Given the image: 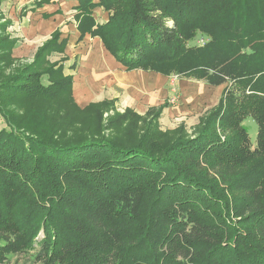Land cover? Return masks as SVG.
<instances>
[{
    "label": "trees",
    "instance_id": "16d2710c",
    "mask_svg": "<svg viewBox=\"0 0 264 264\" xmlns=\"http://www.w3.org/2000/svg\"><path fill=\"white\" fill-rule=\"evenodd\" d=\"M98 5L109 21L94 26L96 4L80 0L83 22L127 71L226 88L194 137L163 134L164 106L140 116L108 101L75 105L72 78L47 61L58 35L13 69L15 41L0 23V264L12 255L37 264H264V0ZM20 96L34 103L25 114L6 108ZM63 102L74 115L49 114ZM248 119L258 125L254 148ZM73 123L88 134L65 135Z\"/></svg>",
    "mask_w": 264,
    "mask_h": 264
},
{
    "label": "crops",
    "instance_id": "0c3cea01",
    "mask_svg": "<svg viewBox=\"0 0 264 264\" xmlns=\"http://www.w3.org/2000/svg\"><path fill=\"white\" fill-rule=\"evenodd\" d=\"M93 3L96 7L91 9L90 16L94 26L107 23L110 14L98 5L100 0ZM79 6L80 0H0V23L8 24L6 34L15 41L13 69L32 64L37 53L58 35L47 61L72 78L73 98L81 108L108 100L119 112L131 109L145 115L149 109L162 107L170 77L127 71L105 48L101 38L92 35L90 26L83 22L86 14L80 13ZM183 82L184 102L187 99L195 107L203 106L200 99L188 95L193 93L188 89L196 91L200 84ZM104 91L107 96L102 95ZM164 116L165 111L161 121Z\"/></svg>",
    "mask_w": 264,
    "mask_h": 264
},
{
    "label": "rangeland",
    "instance_id": "374dc122",
    "mask_svg": "<svg viewBox=\"0 0 264 264\" xmlns=\"http://www.w3.org/2000/svg\"><path fill=\"white\" fill-rule=\"evenodd\" d=\"M200 41L198 40L195 43H192L194 45L198 44ZM14 68V67H13ZM183 81H187L188 82H194L198 85V83L200 85H198L199 87H196L198 92L195 91V89H188V90H192L191 92L193 93H188V95H191L193 97L200 99V102H204L205 104L199 107H195L194 105H192L191 103H187V99L184 102V98L182 97L183 95ZM166 82V81H165ZM167 86L169 87L168 90V94L164 99V109L162 114L165 111V116L163 121H161V117L158 119V126H157V131L163 134H166L167 132H173L179 129H183V131L189 136V137H194L197 134V130L199 128L201 119L206 116L208 113H210L211 111H213L219 104L222 95L224 93V89L226 88V86H220V87H214L211 86L207 83L204 82H198L196 80H187V79H182L179 78L177 76H171L170 80L168 81ZM187 90V91H188ZM107 91V90H106ZM187 94V92H185ZM104 96H107L108 94L104 93L102 94ZM185 95V94H184ZM10 102H8V106L6 108H8L9 110H13V109H17L18 111H20L22 114H25L26 111L28 110V108L30 106H33V102H30L29 100H27L26 98L23 97H14V98H10L9 99ZM108 101V100H104L103 102ZM103 102H98V103H90L88 106L90 105H95V104H101ZM110 102V101H108ZM56 103V102H55ZM60 103V102H59ZM52 105L50 106V112L49 114H54L55 111H57L58 109H68V111H71V115H74V112L72 110V105L69 104L68 102H63L62 105ZM43 103H39L37 102L36 105H34V110L38 111L40 109V106ZM75 105H77L78 107H80L76 101L74 103ZM115 106V105H114ZM160 107V106H159ZM81 108V107H80ZM87 108V106L85 107ZM71 109V110H70ZM84 109V108H81ZM115 111V110H114ZM114 111H111L110 113H104L103 115V119L102 122L104 123H108V117L109 115H113ZM134 111V110H133ZM150 111V109L148 110V112ZM119 112V111H118ZM147 112V113H148ZM119 113H124V112H119ZM137 113V112H136ZM147 113L145 115H147ZM176 113H181L179 116H175ZM90 113H87V115H89ZM138 114V113H137ZM145 115H140V116H145ZM172 115L174 117H172ZM80 124V123H79ZM193 124V126H192ZM244 125L248 128L249 133H250V138H251V143L253 144V148L255 147L256 144V138H257V134H258V125L252 120V119H248ZM6 127V122L4 120V118L2 117V115L0 114V131ZM84 127V125H77L76 123H73L70 127V131H65L64 134L67 135L68 132H72V133H81L78 132L79 130H81ZM64 129V127H63ZM63 129L61 131H63ZM96 131V129H94ZM153 130V129H152ZM84 134H88V131L85 130L83 128V130H81ZM109 131V130H107ZM118 129H113V132H117ZM112 132V133H113ZM154 133V131H153ZM105 135H109V134H105ZM81 137V136H80ZM89 137V136H88ZM81 138H86L81 137ZM79 138V139H81ZM172 142V141H171ZM163 144V143H162ZM27 255H12L9 257L8 261L4 264H37L32 262L31 260L27 259Z\"/></svg>",
    "mask_w": 264,
    "mask_h": 264
}]
</instances>
